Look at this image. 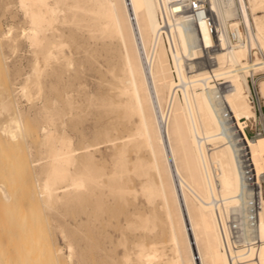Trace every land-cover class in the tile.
Here are the masks:
<instances>
[{
    "label": "bare ground",
    "instance_id": "bare-ground-1",
    "mask_svg": "<svg viewBox=\"0 0 264 264\" xmlns=\"http://www.w3.org/2000/svg\"><path fill=\"white\" fill-rule=\"evenodd\" d=\"M204 2L208 4L206 15L198 18L189 11L196 0L8 3L7 11L16 5L10 17L20 14L22 20L18 26L15 23L3 29L0 40L14 51L25 42L36 47V55L22 82L12 83L13 87L2 85L0 117H8L0 123V136L5 143L15 148L20 138L25 140L24 111L12 100L13 94L31 102L33 96L43 95L41 79L51 74L66 75L71 83L60 100L42 97L31 114L41 123L39 151L33 155L34 147L27 143L31 159L25 163L34 172L37 191L18 199L7 182H0V201L7 216L0 231L7 249L12 250L4 264H17L18 260V264H36L41 256L58 264L60 260L81 264L74 262L79 253L64 228L66 223L54 217L59 206L83 204L84 215H76L79 223L103 219L107 225L123 229L118 208L108 209L120 205L133 216L127 227L143 230L145 237L155 233V207L143 211L141 204V211L136 208L138 191L132 175L144 178L139 185L147 205L158 203L162 209L170 253L166 254L164 245L159 250L158 243L147 244L144 236L133 239L137 249L133 252L121 230L119 239H108V246L102 247V264H264V195L253 214V196L243 181L240 161L249 157L260 181L264 175V135L251 140L245 128L249 120L257 118L250 102L249 78L257 82L264 99V76L255 78L264 72V0H249V7L244 0ZM241 18L246 34L241 30ZM76 34L87 35L95 45L116 47V62H120L118 72L108 69L116 82L115 97L100 100L113 116L120 114L109 127L96 128L100 133L93 142L86 139L88 135L81 133L77 123L74 127L81 133L78 143L66 130L82 113L76 105L79 101L75 103L73 92L77 89L72 83L80 72L75 69L70 46ZM255 47L261 56L252 52ZM88 48H82L83 52L89 53ZM3 57L8 61L9 55ZM87 97L91 102L93 96ZM102 144L109 148L105 154L99 147ZM143 150L147 157L140 155ZM13 163L0 165V172L12 171ZM37 204H42L44 215L56 222L55 227L70 243L69 253L61 246H52L37 216ZM232 219L241 227L240 242L231 237Z\"/></svg>",
    "mask_w": 264,
    "mask_h": 264
},
{
    "label": "rangeland",
    "instance_id": "rangeland-1",
    "mask_svg": "<svg viewBox=\"0 0 264 264\" xmlns=\"http://www.w3.org/2000/svg\"><path fill=\"white\" fill-rule=\"evenodd\" d=\"M10 1L11 0H0V32L1 33H2L3 29L7 30L6 27L11 26V24L15 25V23H17L15 26H18L19 20H22V16L20 14L16 18H11L12 16L10 17V14H12V12H14V10H16V5L11 7V9H9L8 11H7V9H5V7L8 5V3ZM13 1H17V0H13ZM244 1L246 3L247 7H249L250 6L249 0H244ZM11 10H12V12H11ZM259 15H263V12H259ZM250 18L252 20V15H250ZM241 20H242V18H241ZM244 28H245V22L243 21V23L241 24V30L244 32V34H246L245 33L246 30H244ZM18 32H19V30L15 31V35ZM76 36L73 39V42L70 44V46H71V48L75 54L74 55V57H75L74 58L75 59V69H78L80 72L78 74L79 78L74 79L75 81L73 80V82H72L76 85L73 88L77 89V90L75 89L76 90L75 93L73 92V96H74V100H76L75 103L78 101L80 102V103L78 102L76 105L79 106L78 111H80L82 113H80L81 116L79 117V120L76 119L74 122H71L68 124V126L66 127V130L69 131V132L67 131L69 134L72 133L71 135L74 136L75 143L76 142L78 143V140H77L78 136L77 135H79L80 132L78 133L77 131H79V129H80L81 133H85L88 135V136H86V139L89 138L88 140H91L90 142H93L92 140H94L96 138V136L100 133V131L102 129H105L107 126L109 127V125H112L111 122H115V120H114L115 116H116V118H118V115L120 114V112L119 113L115 112L116 114H114V116H113V113H110V111H108V109L106 107H104L105 108L104 109L102 104L100 103L101 102L100 100H102L101 98H103V99H105V98L107 99L108 97L114 98L116 95L117 91H116V88L114 89L115 85H113L116 82L113 80L114 79V77H112L113 73H111L108 69L110 68V69L115 70V72H118L119 67H120V64H119L120 62H116V55H117L116 53L118 52L116 47H110V48H109V46L105 47L101 43H99L98 45H95L93 42L92 43L89 42L87 35L82 36L81 34H76ZM80 36H81V39H83V38L84 39L81 40ZM88 42H89V44L91 43L92 45L90 44L88 46ZM92 46H93V50H92ZM85 47L86 48L89 47L88 48L89 50L91 49L90 52L87 54H86V52H83L84 49L82 50V48H85ZM33 48H36V47H30L27 43L21 42V44L19 43V46L14 51L13 49H11V50L8 49L6 43H4V41L0 40V85H1L0 92L2 90V85L3 86L7 85L10 87H13L12 83L22 82L23 78L25 77L24 75L30 73L31 68H32V61L36 55L33 52V51H35V49H33ZM95 48H98L96 50L97 52L94 51ZM107 48H109V49H107ZM254 51H257L259 56H261L262 53L264 54V52L261 53V51L258 47H255L252 52H254ZM93 53H95V54H93ZM3 54H4V56L9 55L8 61L6 59L5 60L3 59L4 58ZM93 55H95V56H93ZM250 58H252V57H250ZM6 61H7V63H6ZM5 64H7V65H5ZM78 64H80V65H78ZM114 65H115V68H114ZM16 72L18 75L20 74L19 76H21V77L17 76ZM256 76L257 77L264 76V72L263 73L260 72ZM42 79H41V81H42L43 85L45 86V90H44L43 95L41 94V96H38V97H36V95L33 96L34 98L36 97L37 100H34V98H33L34 101L31 99V102L28 101L29 102L28 103L27 100L23 97L18 98V96L15 97L14 94L12 96V100H14V102L18 103V106L21 108L22 111H24L23 112L24 115H22V117H23V122H24L23 135L25 137L24 138L25 140L20 138L19 142H18V147L14 148L13 146H9L7 143H5V141L0 136V165H2V166L6 165V164L11 165V163L14 162L13 163L14 168H12V171H10V172L4 171L5 172L4 175L2 174V172H0V182H5V183L7 182L6 184L8 186H10L11 190L14 192V194L16 195V197L18 199L25 198V197H27V195L29 193L37 191V188L35 185V177L33 178L34 172L32 170H30L31 168L29 165L27 166V163L29 162V158L31 159V156L28 153L29 149L27 148L26 144L27 143L32 144V149L34 147V149L32 150L33 155H36L37 152L39 151L37 146H38V143L40 141L39 128H40L41 123H40L39 118L35 119L34 117H32L34 114L33 110L44 99L49 100V101L50 100L53 101L54 99L56 100V98H57V100L58 99L60 100L63 97V93L65 92V90H67L69 88V85H70L69 83H71V82H69V79L67 78L66 75L65 76L62 75V78H61L60 76L56 77V76H54V74H51V75L44 76ZM262 80H264V79H262ZM81 81L83 82V85L81 88H79L81 86ZM107 81H108V84H107ZM48 82H49V84H48ZM62 82H65V83H62ZM250 84H251V80H250ZM84 85H86V86H84ZM52 87H53V89H51ZM107 88H108V90H107ZM77 91H79V92H77ZM55 92H57V93H55ZM76 94H79V96ZM88 95L89 96L91 95V97L93 96L94 100L92 99L91 102L88 101L87 100ZM84 97H86V98H84ZM18 100H21V101H18ZM94 101H95V104L93 103ZM33 104L34 105L36 104V105L33 107ZM30 105H32L33 108ZM81 105L83 106V109L81 108L82 107ZM261 105H262V110L264 113V99H262ZM252 106H254L255 109L258 110V106L256 104H252ZM63 107L67 109V107H65V105H63ZM81 109H82V111H81ZM13 112H15V109L13 110ZM25 112H28L29 115ZM31 114H32V116H31ZM7 117H8L7 115H2L0 117V123L2 121L6 120ZM87 120H88V122H87ZM78 123H80V124H78ZM75 124L77 125V127L79 129L74 127V126H76ZM97 125H98V127H97ZM254 125H255V123L251 119V121L249 122L248 129L247 130L245 129L247 134L253 133ZM92 128L94 130H97L96 131L97 133L95 131H93ZM96 128H98V129L102 128V129L101 130L99 129L100 130L99 131ZM91 131H92V133H91ZM93 132H95V133H93ZM90 134H92V136ZM93 135L95 137H93ZM99 147H101V150L104 154L109 151L107 144L106 145L102 144ZM140 155L145 157L147 155V151H145V150L141 151ZM5 159H7V160H5ZM27 159H28V161H27V163H25ZM1 163H3V164H1ZM25 165H26V167H25ZM107 165H109V163H107ZM2 166H0V168ZM28 167H29V170L27 169ZM132 177H133V185H134L135 189L138 191L136 194V198H135L137 200L134 201V205H136V208L139 209V211H141L142 207H143V211H146V209H148V211H149V210L153 209V207H155L154 212L157 213V215H158L157 216V222L159 221L158 223L156 222L157 226L155 228L156 229L155 233H151V234L147 233V237H145L146 232H144L143 230L133 231L131 228L127 227L128 224H126V223H128L129 221L131 222V220H133V216L130 214H126V209L123 208L122 206L120 207V205H115L114 207L110 206L108 209L110 211L113 208H118L119 212L117 215L119 216V220L121 221V224H123L122 225L123 229L113 228V227L107 225L106 221H104L103 219H100V221H98V220L97 221H86V222L79 223L78 217L76 215H80L81 217L84 215L82 212L84 209L83 204L71 205V206L69 205V206H65V207L59 206V211H57V213L54 214V217L58 218L59 221H61L62 223H66L65 224L66 227H64V228L67 232H69L71 234V238L73 239L75 245L77 246L79 256L77 255L76 259L74 260L75 263H77V261H78L81 264H102L103 257L101 254L104 252V250H101V249L104 248L103 246H105V248L108 246V243H106V241L108 239H111V238L112 239H119L118 234L121 232V230H122V232L124 231L123 233H124L125 238L126 239L129 238L130 241H128L127 245H128V247H130L132 249L133 252H134V250L135 251L137 250L136 248H133V241H134L133 239H140L141 237L144 236V238L146 239L145 242L147 244H151V242L158 243L157 247L160 248L159 250L162 249L160 246H162V247L165 246L164 251L166 252V254L170 253L167 249L168 244L166 245L167 239L169 237H168V233H167V224L165 222V218H164V214L162 212V209L159 208L160 206H158V203L155 206H148L147 205V203L145 202V199L143 198V196L140 193V185H139V182L144 180V178H138L134 175H132ZM0 203H1V201H0ZM141 204H142V207H141ZM0 207H1L0 208V213H1L0 214V224H1L0 229H2V226H3L2 224L4 222L3 219L7 218V216L5 214H3L4 207H3L2 203L0 204ZM130 207H129L130 209L134 208L133 205ZM149 207H151V208H149ZM35 208H36V213H37L38 218L41 220V222L43 223V225L45 227V232H46L47 236L50 237V239H51L52 246L53 247H56V246L60 247L61 246L64 250V253H66V254L69 253L71 245L67 241V239L61 235L58 228L55 227L56 222H54L53 220H50L49 216L47 218L44 215V213L42 212V209H43L42 204H37ZM106 213H105V216L107 217ZM125 214H126V216H125ZM158 218H159V220H158ZM124 226H126V227H124ZM125 234H127V235H125ZM120 239H122V236H120ZM0 243L2 244V245L0 244V263L4 264V263H6L8 258L11 256L12 250L10 251V249H7V240L1 231H0ZM3 243H4V245H6L5 247H4ZM122 248H123L122 246L118 247L119 251L122 252L124 250ZM1 249H2V252H1ZM41 257L36 258V260H35L36 264H43V263L47 264L46 262H48V264L49 263L50 264H58L55 262V260H52L51 258H47L45 256H43L42 258ZM18 262H19V260L16 263L18 264ZM32 262H33V260H32ZM59 264H66V263L63 262L62 260H60Z\"/></svg>",
    "mask_w": 264,
    "mask_h": 264
},
{
    "label": "built area",
    "instance_id": "built-area-1",
    "mask_svg": "<svg viewBox=\"0 0 264 264\" xmlns=\"http://www.w3.org/2000/svg\"><path fill=\"white\" fill-rule=\"evenodd\" d=\"M196 1L197 3H194L193 8L189 9V11H191L192 14H194L197 18L201 16H205L207 12L208 4L204 2L205 0H196ZM260 77L263 76H259V77L256 76L255 78L259 79ZM250 80H251V89H252L250 95V102L258 106V110L255 109V107L253 106L257 114V118L252 119L255 123L253 133L247 134L248 137L251 140H253L257 137L264 135V113L261 105L263 97L261 96L257 82H254L253 77H251ZM250 121L251 120L248 121V125L245 128L246 130L249 127ZM240 161H241V169L243 174V181L246 183V185L249 187V189L252 192L253 198H252L250 210L254 214L255 210L259 206V199L261 198L262 195H264V175L261 176V179L259 181L255 171V167L252 161L249 160V157L247 156L243 157ZM220 222L222 223L221 220ZM240 233H241V227L236 225L234 220L232 219V223H231L232 239H235V241L240 242L241 241ZM252 238L255 239V242L257 243L256 236L253 235Z\"/></svg>",
    "mask_w": 264,
    "mask_h": 264
}]
</instances>
